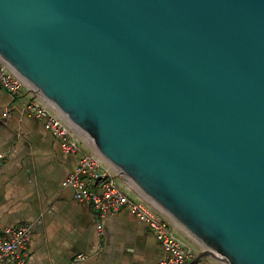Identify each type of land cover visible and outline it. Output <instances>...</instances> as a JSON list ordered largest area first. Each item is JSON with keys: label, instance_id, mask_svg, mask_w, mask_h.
<instances>
[{"label": "water", "instance_id": "95a60500", "mask_svg": "<svg viewBox=\"0 0 264 264\" xmlns=\"http://www.w3.org/2000/svg\"><path fill=\"white\" fill-rule=\"evenodd\" d=\"M0 59L190 264H264V0H0Z\"/></svg>", "mask_w": 264, "mask_h": 264}, {"label": "crops", "instance_id": "0c3cea01", "mask_svg": "<svg viewBox=\"0 0 264 264\" xmlns=\"http://www.w3.org/2000/svg\"><path fill=\"white\" fill-rule=\"evenodd\" d=\"M29 99L28 87L21 95L0 87V152L5 154L0 167V230L35 223L27 264H72L82 255L87 258L80 264L163 261L167 255L154 234L127 210L105 217L99 235L92 206L78 202L74 190L64 186L78 157L67 156L43 123L25 113ZM82 147L83 153L92 154Z\"/></svg>", "mask_w": 264, "mask_h": 264}, {"label": "built area", "instance_id": "2783aa9c", "mask_svg": "<svg viewBox=\"0 0 264 264\" xmlns=\"http://www.w3.org/2000/svg\"><path fill=\"white\" fill-rule=\"evenodd\" d=\"M0 87L13 95H21L27 87L0 59ZM30 99L24 106L25 113L43 123L61 144L67 156H77L75 171L64 181L65 187L74 190L75 199L92 206L97 217V231L103 234V219L127 210L137 220L149 227L163 247L167 257L158 264H190L198 255L194 247L179 238L176 232L120 183L93 155L82 152V142L53 114L29 89ZM9 114L5 112L4 117ZM5 154L0 152V167ZM41 221L38 220L37 224ZM35 223L26 222L15 228L0 230V264H27L30 241ZM87 256L78 257L72 264H80ZM196 264H212L208 260Z\"/></svg>", "mask_w": 264, "mask_h": 264}]
</instances>
